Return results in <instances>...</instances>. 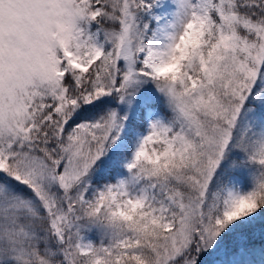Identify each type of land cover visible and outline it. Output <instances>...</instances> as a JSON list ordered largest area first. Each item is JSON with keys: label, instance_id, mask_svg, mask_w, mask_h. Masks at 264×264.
Returning a JSON list of instances; mask_svg holds the SVG:
<instances>
[{"label": "snow or ice", "instance_id": "obj_1", "mask_svg": "<svg viewBox=\"0 0 264 264\" xmlns=\"http://www.w3.org/2000/svg\"><path fill=\"white\" fill-rule=\"evenodd\" d=\"M0 264H264V0H0Z\"/></svg>", "mask_w": 264, "mask_h": 264}]
</instances>
